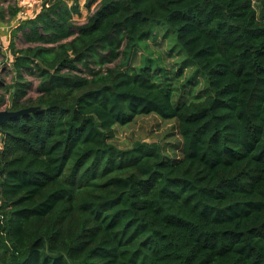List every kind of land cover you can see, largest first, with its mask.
<instances>
[{
	"label": "trees",
	"instance_id": "1",
	"mask_svg": "<svg viewBox=\"0 0 264 264\" xmlns=\"http://www.w3.org/2000/svg\"><path fill=\"white\" fill-rule=\"evenodd\" d=\"M42 2L8 44L7 109L30 111L0 124V264H264V0H100L80 24L78 0ZM155 22L202 94L122 67ZM147 115L173 123L177 157L113 143Z\"/></svg>",
	"mask_w": 264,
	"mask_h": 264
},
{
	"label": "rangeland",
	"instance_id": "2",
	"mask_svg": "<svg viewBox=\"0 0 264 264\" xmlns=\"http://www.w3.org/2000/svg\"><path fill=\"white\" fill-rule=\"evenodd\" d=\"M96 1L88 10L86 3L89 0H78L82 15H74L72 17L73 20L78 24L83 23L94 10L95 6H97ZM14 3L17 4V1L10 0L9 3L3 2L2 6H8ZM41 3H43L42 0ZM68 3L69 5L71 4L70 1ZM253 4L258 9L259 0H253ZM39 6L40 3L35 7V10ZM26 10L28 11V9ZM15 24L17 25L18 22H15ZM19 34L15 38V45L17 48H23L27 44L23 41L22 35ZM1 51H6V53H2ZM11 60L12 56H10L8 49L0 48V110H9L7 107L10 106L11 101L10 94H8L4 87L18 81L15 72L12 70ZM120 63L117 60L111 66H116ZM146 64L152 67L153 72L156 73L159 80L171 84L177 96L178 94L186 93V98L191 99L202 94V90L205 88V82L202 77L196 76L193 79V83L190 82L195 68L188 63L187 56L176 43L175 32L170 31L161 22H155L151 31L140 40L130 54L129 60L124 62L122 67H135L138 69ZM23 77L25 81L29 82L26 96L36 97V85L38 82L36 77L29 74H24ZM114 130L115 133L112 141L121 148L130 147L137 142H158L162 145L163 152L170 158L177 157L180 153V138L173 123L164 121L155 115L139 116L127 125L115 126Z\"/></svg>",
	"mask_w": 264,
	"mask_h": 264
},
{
	"label": "crops",
	"instance_id": "3",
	"mask_svg": "<svg viewBox=\"0 0 264 264\" xmlns=\"http://www.w3.org/2000/svg\"><path fill=\"white\" fill-rule=\"evenodd\" d=\"M17 1V0H16ZM96 0H89L88 3H86V7L89 10L91 5L95 2ZM100 0H97V4L99 3ZM5 2V3H9L10 0H2L1 4ZM80 6V5H79ZM7 6L5 5L4 8H6ZM96 7V6H95ZM86 10V9H85ZM91 11V10H90ZM77 16H81L82 15V11H81V7H80V13L79 14H75ZM74 16V15H73ZM14 19L10 20V21H0V43H1V49L5 48L8 49V44H9V40H10V35H11V31L13 30V28L16 26ZM20 32L17 33V36ZM21 34V33H20ZM19 34V35H20ZM15 36V38L17 37ZM9 51V50H8ZM2 53H6V51H1ZM10 53V52H9ZM11 56V54H10Z\"/></svg>",
	"mask_w": 264,
	"mask_h": 264
},
{
	"label": "built area",
	"instance_id": "4",
	"mask_svg": "<svg viewBox=\"0 0 264 264\" xmlns=\"http://www.w3.org/2000/svg\"><path fill=\"white\" fill-rule=\"evenodd\" d=\"M39 3L41 5V0H17L19 11L14 18L15 22L17 23L25 19L33 10H35V7L38 6ZM26 9H28V11ZM29 11H31V13H29Z\"/></svg>",
	"mask_w": 264,
	"mask_h": 264
},
{
	"label": "water",
	"instance_id": "5",
	"mask_svg": "<svg viewBox=\"0 0 264 264\" xmlns=\"http://www.w3.org/2000/svg\"><path fill=\"white\" fill-rule=\"evenodd\" d=\"M28 111H30V108L19 109V110H14V111L13 110H0V124L18 115H22Z\"/></svg>",
	"mask_w": 264,
	"mask_h": 264
}]
</instances>
